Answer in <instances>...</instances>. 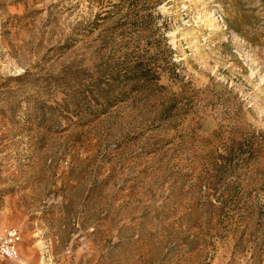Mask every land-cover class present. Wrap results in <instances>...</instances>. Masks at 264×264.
Here are the masks:
<instances>
[{
  "label": "rangeland",
  "instance_id": "rangeland-1",
  "mask_svg": "<svg viewBox=\"0 0 264 264\" xmlns=\"http://www.w3.org/2000/svg\"><path fill=\"white\" fill-rule=\"evenodd\" d=\"M0 264H264V0H0Z\"/></svg>",
  "mask_w": 264,
  "mask_h": 264
},
{
  "label": "built area",
  "instance_id": "built-area-1",
  "mask_svg": "<svg viewBox=\"0 0 264 264\" xmlns=\"http://www.w3.org/2000/svg\"><path fill=\"white\" fill-rule=\"evenodd\" d=\"M2 251L10 256L17 254L16 245L14 242L10 241L5 242V244L2 246Z\"/></svg>",
  "mask_w": 264,
  "mask_h": 264
}]
</instances>
